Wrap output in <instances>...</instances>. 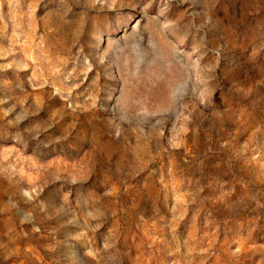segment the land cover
<instances>
[{
    "label": "rangeland",
    "instance_id": "rangeland-1",
    "mask_svg": "<svg viewBox=\"0 0 264 264\" xmlns=\"http://www.w3.org/2000/svg\"><path fill=\"white\" fill-rule=\"evenodd\" d=\"M0 264H264V0H0Z\"/></svg>",
    "mask_w": 264,
    "mask_h": 264
}]
</instances>
